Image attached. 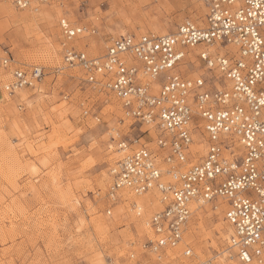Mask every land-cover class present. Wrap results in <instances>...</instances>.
Returning a JSON list of instances; mask_svg holds the SVG:
<instances>
[{
  "label": "rangeland",
  "instance_id": "374dc122",
  "mask_svg": "<svg viewBox=\"0 0 264 264\" xmlns=\"http://www.w3.org/2000/svg\"><path fill=\"white\" fill-rule=\"evenodd\" d=\"M29 2L18 9L13 0H0V58L10 52L45 73L37 87L0 101V264H112L130 241L152 235L144 221L162 205L153 192L139 196L142 201L132 193L115 203L105 200L109 168L126 154L118 153L117 142L139 133L126 130L128 121L118 123L117 99L90 89L78 69L55 73L62 67L59 21L95 29L73 45L96 56L122 34L172 33L184 20L201 26L206 7L203 0ZM187 66V77L210 74L197 59ZM4 71L0 65V85L8 78ZM111 128L121 131L119 137L112 139ZM204 154L205 143L193 162ZM132 201L141 203L140 217ZM214 211L211 203L192 211L184 235L189 256H182L180 245L163 262L147 254L144 264H240L227 257L232 229L222 210Z\"/></svg>",
  "mask_w": 264,
  "mask_h": 264
},
{
  "label": "built area",
  "instance_id": "2783aa9c",
  "mask_svg": "<svg viewBox=\"0 0 264 264\" xmlns=\"http://www.w3.org/2000/svg\"><path fill=\"white\" fill-rule=\"evenodd\" d=\"M205 4L203 27L187 20L169 34L119 35L98 57L62 44L64 66L55 73L78 69L90 89L111 92L120 104L118 123L128 120L129 129L139 133L117 142L128 154L111 169L105 200L116 199L123 188L135 195L155 189L164 204L144 221L152 236L130 241L112 264H144L147 254L163 262L167 251L183 242L191 202L211 203L217 210L218 199L232 229L227 257L240 264L264 262V0H205ZM14 5L22 8L26 2L14 0ZM64 20L60 27L66 39L72 41L84 31ZM221 44L232 45L235 51L208 52ZM198 45V63L210 74L185 78L177 68ZM1 65L12 78L1 85L0 101L6 100L5 93L10 97L33 89L44 75L39 65H20L9 52L1 57ZM157 78L155 89L151 81ZM142 138L147 141L139 143ZM198 138L206 144L203 158L181 167ZM235 142L241 147L236 148ZM160 160L169 169L162 170ZM131 209L142 215L135 201ZM181 254H191L186 242Z\"/></svg>",
  "mask_w": 264,
  "mask_h": 264
},
{
  "label": "bare ground",
  "instance_id": "6f19581e",
  "mask_svg": "<svg viewBox=\"0 0 264 264\" xmlns=\"http://www.w3.org/2000/svg\"><path fill=\"white\" fill-rule=\"evenodd\" d=\"M25 2H26V6L25 7H22V8H20V7H17V6H15L16 8H18V9H27V8H29L30 7V2H29V0H24ZM52 1H54V0H51V1H48V2H52ZM204 1V4H205V0H203ZM48 2H44V3H48ZM55 2H58V1H55ZM13 3H14V0H13ZM36 4H42L41 2H39L38 0H36ZM197 7V6H196ZM205 7H206V4H205ZM32 9H34V10H36L37 9V7L36 6H33L32 7ZM51 12V11H50ZM45 13L47 14V15H51V13H49L48 11H45ZM45 13H43V14H45ZM206 13H207V7H206V11H205V14H204V19H203V25H197L196 23H194V24H196L197 26H199V27H203V26H205V17H206ZM195 14V13H194ZM193 14V15H194ZM47 15H45V16H47ZM21 19H23V17H21ZM65 21V20H64ZM184 21H187V20H184ZM183 21V22H184ZM188 21H190V20H188ZM66 22V21H65ZM68 22V21H67ZM182 23V22H181ZM180 23V24H181ZM69 24H71L70 22H69ZM72 26H74V27H77V28H80L81 30L84 28V31L82 32V33H80V34H76V36L75 37H82V36H85V35H87V34H90V33H94V31H95V29H91L90 27H88V26H85V25H74V24H71ZM59 28H60V31H61V34H62V37H63V40L60 42V46H61V52H62V44H65V45H69V46H73L75 49H77V50H80V49H78V48H76L74 45H73V42L77 39V38H75V39H73L72 41H70V40H68V39H66V36L64 35V32H63V30H62V28L60 27V21H59ZM165 34H169V33H165ZM123 35V34H122ZM130 35H132V34H130ZM154 35V34H153ZM160 35H163V34H160ZM200 49V45H198V46H195L194 48H192V50L191 51H189L188 52V54H187V57H186V59H185V62L184 63H182L178 68H177V71L179 72V73H181V75L183 76V77H185V78H191V77H187V76H185V75H183L182 74V67H186L187 66V63H189V60L190 59H197V57H196V53H198V50ZM229 50V51H232V52H234L235 51V47L234 46H232V45H227V47H224L223 46V44H221L220 46H213V47H209L208 48V52L209 53H211V54H216V53H218V54H220V55H223V54H225L226 52H227V50ZM233 49V50H232ZM105 50L106 49H104V52H105ZM81 51H83V50H81ZM104 52L101 54V55H103L104 54ZM10 53V52H9ZM86 53V52H85ZM11 54V53H10ZM87 54V53H86ZM88 55V54H87ZM89 57H98V56H100V55H96V56H91V55H88ZM16 59V58H15ZM17 60V63H19L20 65H26L27 67H30V66H32V65H35V64H32V65H28V64H26V63H23V62H20L18 59H16ZM195 61V60H194ZM197 61H198V59H197ZM130 62H136V61H134V60H130ZM0 65H1V58H0ZM37 65H39V64H37ZM41 68H42V70H43V67L41 66V65H39ZM64 66V64L62 63V67ZM1 67H2V65H1ZM188 67V66H187ZM5 73H6V76H8V78H7V80L5 81V82H2L1 83V85H3L4 83H9V82H11L10 80H11V78H12V73H11V71H4ZM43 73H44V71H43ZM44 75H45V73H44ZM198 76V75H197ZM196 76V77H197ZM204 77V76H203ZM193 78H195V77H193ZM159 79L157 78V79H155V80H152L151 82H152V84L154 85V88L156 89L158 86H159V81H158ZM1 85H0V87H1ZM38 85H40V83L39 84H37L35 87H37ZM34 87V88H35ZM27 89V88H26ZM155 89H154V92H155ZM109 93H111V92H109ZM112 94V93H111ZM113 95V94H112ZM2 96H5V98H6V96H8L6 93L5 94H3ZM12 96V95H11ZM11 96L9 97V98H11ZM114 96V95H113ZM115 97V96H114ZM8 99V98H7ZM20 105H21V103H20ZM122 117V116H121ZM120 117V118H121ZM96 119H98V118H96ZM99 120V119H98ZM126 121H128V120H124V122L122 123V124H124ZM129 121H131V120H129ZM120 125H122L121 123H119ZM129 124V123H128ZM125 128H126V130L128 129L129 130V132H131V131H133V130H130L129 128H130V126L129 125H125ZM150 128H152V127H150ZM144 128H142V130H143ZM63 130V129H62ZM119 132H121L119 129H112L111 128V133L114 135V136H112V139H114L115 137H119ZM1 135V134H0ZM151 135H154V133L153 132H151ZM132 135H130V137H127V139H130L131 138V140L134 138V137H131ZM114 137V138H113ZM142 139H145V138H142ZM142 139H140L139 140V143H143V142H146V141H143ZM1 140H3V139H1ZM29 143V142H28ZM204 143H205V141L202 139V138H198V139H196V141L193 143V145H190V147H189V150H190V155H189V158H188V161H187V163H186V165H181V167H184V168H186V166H188V165H190V164H193V163H196V162H193V158H197L196 156H197V154L198 155H203V152H204ZM1 145V144H0ZM7 147H9V146H7ZM131 147L132 148H135L136 147V145L135 144H132L131 145ZM235 147L236 148H240L241 146L239 145V143H236L235 142ZM4 147H2V149H3ZM32 148V147H31ZM4 149H6V148H4ZM33 149V148H32ZM117 151H118V153H126V154H128L127 152H128V150H122V149H119L118 147H117ZM205 150H206V144H205ZM1 151V150H0ZM127 151V152H126ZM15 152V151H14ZM8 153H10V152H8ZM197 153V154H196ZM126 154H124V155H126ZM6 155V154H5ZM124 155H122V157L124 156ZM122 157H120L117 161H119ZM199 157V156H198ZM203 158V156H201V158H200V160ZM199 160V161H200ZM116 161V162H117ZM116 162L109 168V177H110V171H111V169L112 168H115V164H116ZM198 162V161H197ZM159 163H160V168L162 169V170H166V169H169V167H170V165H168V164H166V163H164V162H162L161 160L159 161ZM110 182V181H109ZM150 192H153V193H158L155 189H152V190H150V191H148V192H146L145 194H147V193H150ZM106 194H107V192H106ZM126 194H131V192H129L126 188H123V189H119L118 190V194H117V197H116V199H114V200H109V202H111V203H115L118 199H121V198H125L124 197V195H126ZM133 194V193H132ZM145 194H141V195H145ZM135 195V194H134ZM141 195H135V196H137L141 201L142 200H145L144 198H142V197H139V196H141ZM158 201H159V203H161V205H162V207H161V209L163 208V206H164V204L160 201V194L158 193ZM124 200V199H123ZM126 200V199H125ZM221 200V199H220ZM222 201V200H221ZM133 202V201H132ZM138 205H140L141 207H142V205H141V203L139 204V202H137V201H135ZM148 202V201H147ZM221 203H223V202H221ZM215 204H218L217 202H215ZM195 206H202V205H199V204H197L196 202H191V204H190V211H191V213H192V211L194 210V208H195ZM225 206H222V204H220L219 205V210H221V208H224ZM161 209H159V210H161ZM215 210V211H219V210ZM107 210H109L108 211V213L109 214H111V209L108 207L105 211H107ZM159 210H157V211H159ZM133 211V210H132ZM214 211V212H215ZM142 212H143V207H142ZM155 212V211H154ZM107 214V213H106ZM108 214V215H109ZM107 215V216H108ZM106 216V217H107ZM201 218V217H200ZM146 220V219H145ZM101 225V224H100ZM145 225V224H144ZM106 227V226H105ZM103 228H104V226H103ZM196 228V227H195ZM200 231V230H199ZM198 231V232H199ZM144 234V233H143ZM184 235H185V233H184ZM183 235V242L182 243H180L178 246L180 247V245H185V242L187 243V241L185 240V236ZM152 235H150V237H151ZM178 248V247H177ZM177 248H174V249H172L173 251L174 250H177ZM171 250V251H172ZM184 250V249H183ZM197 250H199V249H197ZM168 252V251H167ZM170 252V251H169ZM198 252V251H197ZM167 256L169 257V255H168V253H167ZM231 259V258H230ZM262 263H264V262H261V263H258V262H256V261H252L251 263H248V264H262Z\"/></svg>",
  "mask_w": 264,
  "mask_h": 264
}]
</instances>
